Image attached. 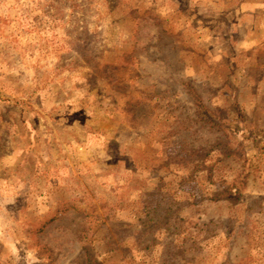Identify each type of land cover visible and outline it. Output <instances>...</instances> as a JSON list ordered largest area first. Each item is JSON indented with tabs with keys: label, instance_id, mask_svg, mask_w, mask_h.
<instances>
[{
	"label": "rangeland",
	"instance_id": "obj_1",
	"mask_svg": "<svg viewBox=\"0 0 264 264\" xmlns=\"http://www.w3.org/2000/svg\"><path fill=\"white\" fill-rule=\"evenodd\" d=\"M0 264H264V0H0Z\"/></svg>",
	"mask_w": 264,
	"mask_h": 264
},
{
	"label": "trees",
	"instance_id": "obj_2",
	"mask_svg": "<svg viewBox=\"0 0 264 264\" xmlns=\"http://www.w3.org/2000/svg\"><path fill=\"white\" fill-rule=\"evenodd\" d=\"M188 89H189L188 92H189V94L191 95V98H192V100H193L195 106H196L197 108H199V109H200V108L203 109L204 105H203V103L201 102V97L198 96V95L193 91L192 88L188 87ZM196 154H198V152H196ZM149 245H150V244H149ZM148 248H149L148 244H145V246H143V250H147Z\"/></svg>",
	"mask_w": 264,
	"mask_h": 264
}]
</instances>
